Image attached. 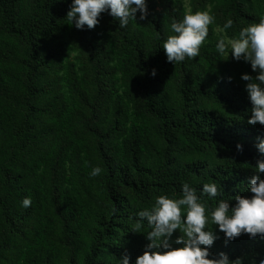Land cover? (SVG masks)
<instances>
[{"label": "trees", "instance_id": "trees-1", "mask_svg": "<svg viewBox=\"0 0 264 264\" xmlns=\"http://www.w3.org/2000/svg\"><path fill=\"white\" fill-rule=\"evenodd\" d=\"M70 4L0 0V264L134 260L149 229L132 232L133 216L157 194L187 181L216 182L225 199L251 196L247 178L264 177L255 172L264 125L248 123L240 78L256 73L215 50L218 36L258 21L264 0H147L142 21L121 28L102 13L83 30L67 20ZM187 7H211L216 23L199 57L170 63L162 38ZM229 16L233 29L220 33ZM94 165L102 173L90 177ZM212 227V253L264 258L260 237L225 242Z\"/></svg>", "mask_w": 264, "mask_h": 264}, {"label": "clouds", "instance_id": "clouds-1", "mask_svg": "<svg viewBox=\"0 0 264 264\" xmlns=\"http://www.w3.org/2000/svg\"><path fill=\"white\" fill-rule=\"evenodd\" d=\"M102 13L126 28L130 21L137 23V19L146 18L147 0H71L66 18L76 29H93L100 23ZM215 23L216 15L211 7L195 11L187 7L182 19L172 17L169 33L161 44L167 61L177 64L186 58L199 57L209 26ZM234 23L230 16L226 17L222 25H217V30L226 33L233 29ZM157 38H161L159 34ZM215 50L226 59L231 55L237 61L250 63L256 75L242 73L240 77L247 82L244 89L251 103L248 123L264 125V14L259 15L257 22L240 26L232 36H218ZM150 74L156 76L157 70L152 68ZM257 139L256 148L262 158L257 159L255 172L264 173V138ZM236 148L243 151L239 143ZM101 173L102 167L94 165L89 176L97 177ZM246 192L253 195L236 194L232 199H225L224 190L216 182L203 183L197 189L185 181L179 194H157L150 206L135 212L131 227L132 232L140 233L146 222L149 242L134 260L125 252L117 264H243L242 258L231 260L225 252L212 253L210 249L219 238L212 226L223 233L225 242L241 234L264 240V177L257 174L248 177ZM233 200L235 203H231ZM20 204L23 208L31 207V196H25ZM176 232L179 235L174 237ZM252 264H264V258L254 259Z\"/></svg>", "mask_w": 264, "mask_h": 264}, {"label": "rangeland", "instance_id": "rangeland-1", "mask_svg": "<svg viewBox=\"0 0 264 264\" xmlns=\"http://www.w3.org/2000/svg\"><path fill=\"white\" fill-rule=\"evenodd\" d=\"M237 62H238V61H237ZM237 65H238V68H239V69H242V68H241V65L239 64V62H238V64H237Z\"/></svg>", "mask_w": 264, "mask_h": 264}]
</instances>
